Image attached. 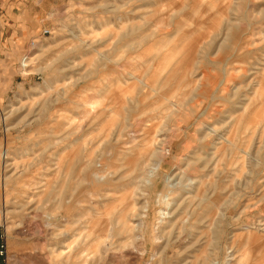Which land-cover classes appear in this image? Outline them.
Wrapping results in <instances>:
<instances>
[{"label":"rangeland","instance_id":"obj_1","mask_svg":"<svg viewBox=\"0 0 264 264\" xmlns=\"http://www.w3.org/2000/svg\"><path fill=\"white\" fill-rule=\"evenodd\" d=\"M0 10V264H264V0Z\"/></svg>","mask_w":264,"mask_h":264},{"label":"built area","instance_id":"obj_2","mask_svg":"<svg viewBox=\"0 0 264 264\" xmlns=\"http://www.w3.org/2000/svg\"><path fill=\"white\" fill-rule=\"evenodd\" d=\"M45 33H46L45 30H43V31L41 32L42 35H44ZM33 43H34V40H31V41L29 42V44H28V47L31 48V47L33 46ZM4 252H5V250H4V246L0 245V258H3V256H4Z\"/></svg>","mask_w":264,"mask_h":264},{"label":"crops","instance_id":"obj_3","mask_svg":"<svg viewBox=\"0 0 264 264\" xmlns=\"http://www.w3.org/2000/svg\"><path fill=\"white\" fill-rule=\"evenodd\" d=\"M3 17V14L1 13V10H0V21H2V18ZM29 44V43H28ZM0 49H2V48H0ZM3 49H5L4 47H3ZM30 48L28 47V45H27V51L29 50Z\"/></svg>","mask_w":264,"mask_h":264}]
</instances>
